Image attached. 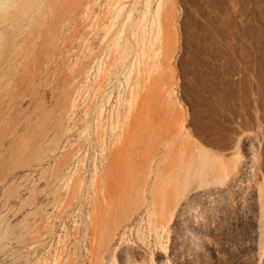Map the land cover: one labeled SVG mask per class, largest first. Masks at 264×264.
Returning a JSON list of instances; mask_svg holds the SVG:
<instances>
[{
    "label": "rangeland",
    "instance_id": "rangeland-1",
    "mask_svg": "<svg viewBox=\"0 0 264 264\" xmlns=\"http://www.w3.org/2000/svg\"><path fill=\"white\" fill-rule=\"evenodd\" d=\"M0 0V264H263L264 0Z\"/></svg>",
    "mask_w": 264,
    "mask_h": 264
},
{
    "label": "crops",
    "instance_id": "crops-1",
    "mask_svg": "<svg viewBox=\"0 0 264 264\" xmlns=\"http://www.w3.org/2000/svg\"><path fill=\"white\" fill-rule=\"evenodd\" d=\"M263 264H264V255H263Z\"/></svg>",
    "mask_w": 264,
    "mask_h": 264
},
{
    "label": "bare ground",
    "instance_id": "bare-ground-1",
    "mask_svg": "<svg viewBox=\"0 0 264 264\" xmlns=\"http://www.w3.org/2000/svg\"><path fill=\"white\" fill-rule=\"evenodd\" d=\"M32 0H30L29 2H31Z\"/></svg>",
    "mask_w": 264,
    "mask_h": 264
}]
</instances>
